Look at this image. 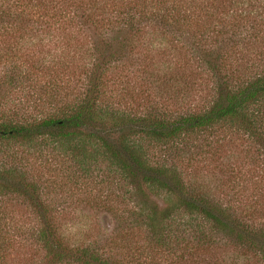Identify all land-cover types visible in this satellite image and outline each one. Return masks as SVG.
Listing matches in <instances>:
<instances>
[{
    "label": "trees",
    "instance_id": "obj_1",
    "mask_svg": "<svg viewBox=\"0 0 264 264\" xmlns=\"http://www.w3.org/2000/svg\"><path fill=\"white\" fill-rule=\"evenodd\" d=\"M198 85L201 105L179 100ZM239 139L257 174L227 156L223 198L201 171ZM0 153V264L12 200L39 217L21 233L41 264H213L214 249L264 264V0H0ZM30 159L78 187L127 189L113 229L67 239V206L45 200Z\"/></svg>",
    "mask_w": 264,
    "mask_h": 264
},
{
    "label": "rangeland",
    "instance_id": "obj_2",
    "mask_svg": "<svg viewBox=\"0 0 264 264\" xmlns=\"http://www.w3.org/2000/svg\"><path fill=\"white\" fill-rule=\"evenodd\" d=\"M21 44L22 43H20V45ZM26 46L27 45L25 43L24 47ZM38 48H43L44 50H49L51 48V53L54 54V50H52V45L50 44H46L44 47L42 46ZM51 56L53 55L51 54ZM83 56L86 57V53H84ZM86 61H88V58L85 61L81 60L77 62L80 66ZM137 72L139 74L136 75L139 78L144 77V74H141V71ZM180 78L182 81L187 79L185 73H183ZM157 88L158 84L156 85V89ZM202 88H204V85H198L196 91H191L189 96L186 97L180 96L179 100H184L189 105H201L202 103L200 102L203 93ZM154 95L155 93L152 89L149 99L154 98ZM171 99L174 98H168L166 102L170 108H172V104L170 103L172 102ZM245 144L246 143L240 139L236 142V144H228L219 154L217 153L219 158H217L216 161L215 157L207 160L203 171H201L202 175L205 176L212 186L216 183L224 186V190H222L221 187L218 189L223 198L228 197L226 193L230 191L231 182L228 179L227 173H224V170L223 173L219 171L217 164H219L220 161H223L227 156L232 163L244 165V167H240V169H242V173H248V171H250V177H255L257 174V169L254 168L253 164L248 162L247 159H244L242 148ZM252 146H254V143H252ZM0 162H4L8 165L12 163L9 156L1 153ZM70 164V162H66L63 168ZM235 164H233V166H236ZM42 165L43 164L39 163L38 160L30 159L28 167L32 170L35 178L39 179L40 184L46 187V192H49L46 194L45 200H48L57 206L60 204L67 206L66 212H64V215L60 220V224L62 225L61 231L67 239L81 240V238H93L100 231L110 232L111 229H113L115 221L110 215V209H125L124 204H120L116 200H113V198L117 199L115 198L116 196H108V191L104 188L100 189V187L96 186L94 183H89V185L85 188L78 187V184L74 185L73 181L63 177L60 171L56 169L58 166L54 162H51V168L48 166L41 167ZM50 180H55L54 183H57L55 185L56 189L53 185H50ZM252 185L253 183L251 181L247 182L246 180L244 183L240 184L242 190L240 193L242 198L249 200L253 198ZM110 188L116 189L114 185H111ZM45 190L43 189V192H45ZM123 192L126 193L124 198L122 196V198L117 200H125L128 198L129 194L127 189H124V187L120 188L117 195H121ZM19 203L20 201L12 200L10 202H5V204L2 205V209L5 214L6 226L8 225V227H14L12 230L13 233L16 234V238L14 241L15 244L12 245L11 249H8L6 258L1 264H41L44 252L41 249H38V247L29 245L28 242H25L23 235V232L30 233L33 228L37 227L39 217L36 216L29 207H26L25 205L22 206ZM16 228L19 229L20 233L23 231L20 237V234H17L16 232ZM205 256L209 257L210 260L213 261V264H227L228 262H233L236 259L231 250L214 249L209 251ZM237 262L238 264H245L243 259L240 257Z\"/></svg>",
    "mask_w": 264,
    "mask_h": 264
}]
</instances>
